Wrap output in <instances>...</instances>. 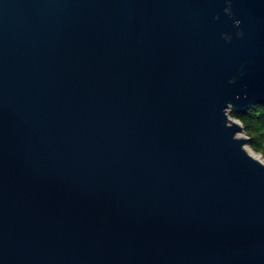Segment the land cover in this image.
Here are the masks:
<instances>
[{"label":"water","instance_id":"1","mask_svg":"<svg viewBox=\"0 0 264 264\" xmlns=\"http://www.w3.org/2000/svg\"><path fill=\"white\" fill-rule=\"evenodd\" d=\"M228 102L264 103V0H0V264H264Z\"/></svg>","mask_w":264,"mask_h":264},{"label":"clouds","instance_id":"2","mask_svg":"<svg viewBox=\"0 0 264 264\" xmlns=\"http://www.w3.org/2000/svg\"><path fill=\"white\" fill-rule=\"evenodd\" d=\"M225 12H227L229 15H231V7H227L224 9ZM241 23L240 20H235L234 21V24L235 26H239ZM237 35L238 36H242L243 35V32L242 31H238L237 32ZM235 77H233L229 83H233L235 82ZM229 105V109H230V116H229V123L226 124L227 127L231 128L233 125H235L238 129V131H235L234 134H233V139L234 140H245V141H248L249 140V137L245 134V132L243 131L244 129V123L241 121V119H239V117L241 116H247L252 110L256 109L257 106H260V105H264V104H260V103H255L253 104L251 107H249L247 109V112L246 113H239L237 111H234V106L228 102L227 103ZM241 149L245 152V154L251 159L253 160L254 162H257L260 166L264 167V154L262 153H257V152H254L248 143L246 144H243L241 145Z\"/></svg>","mask_w":264,"mask_h":264},{"label":"trees","instance_id":"3","mask_svg":"<svg viewBox=\"0 0 264 264\" xmlns=\"http://www.w3.org/2000/svg\"><path fill=\"white\" fill-rule=\"evenodd\" d=\"M247 109L239 113H246ZM239 119L244 123V131L249 137L248 143L254 149L261 150L264 154V105L257 106L247 116H241Z\"/></svg>","mask_w":264,"mask_h":264},{"label":"rangeland","instance_id":"4","mask_svg":"<svg viewBox=\"0 0 264 264\" xmlns=\"http://www.w3.org/2000/svg\"><path fill=\"white\" fill-rule=\"evenodd\" d=\"M230 115V114H229ZM243 131H244V129H243ZM245 132V131H244ZM245 134L247 135V133L245 132ZM248 136V135H247ZM246 143H248V142H246ZM249 144V143H248ZM249 146H250V148L254 151V152H257V153H262V151L261 150H257V149H254L250 144H249ZM263 154V153H262Z\"/></svg>","mask_w":264,"mask_h":264}]
</instances>
